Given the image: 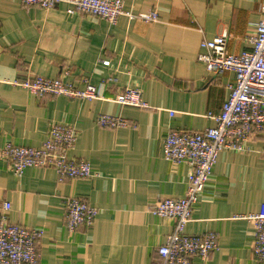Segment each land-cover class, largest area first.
I'll list each match as a JSON object with an SVG mask.
<instances>
[{"label": "crops", "instance_id": "crops-1", "mask_svg": "<svg viewBox=\"0 0 264 264\" xmlns=\"http://www.w3.org/2000/svg\"><path fill=\"white\" fill-rule=\"evenodd\" d=\"M264 0H123L114 24L86 12H68L0 0V149L6 142L38 146L49 124L73 126L77 140L68 157L87 160L85 179H59L48 167H27L20 176L0 154V205L8 219L42 230L40 264H153L174 219L151 207L184 195L189 165L164 158L170 130L215 125L229 97L233 72H209L197 59L200 43L225 32L227 51L251 48ZM155 11L157 21L131 18ZM107 61V64L104 63ZM43 76L83 89L93 99L32 93L16 84ZM16 82V83H15ZM138 87L149 107L118 103L115 96ZM169 112H173L171 115ZM98 114L121 116L126 127L96 124ZM245 150H221L184 233L217 234L206 264H261L253 256L256 214L264 202V130ZM96 208L92 225L65 226L66 198Z\"/></svg>", "mask_w": 264, "mask_h": 264}, {"label": "built area", "instance_id": "built-area-1", "mask_svg": "<svg viewBox=\"0 0 264 264\" xmlns=\"http://www.w3.org/2000/svg\"><path fill=\"white\" fill-rule=\"evenodd\" d=\"M22 3L43 9L66 3L70 6V13H90L110 24H114L117 17L124 13L123 0H22ZM259 11L260 18L254 23V32L250 37V49L239 54L229 53L225 32L200 43L203 51L197 59L213 74L233 72V81L229 84V97L223 102L220 112L211 115L215 121L214 126L202 130H170L164 135V158L171 162H186L189 172L182 197L164 198L150 209L156 216L174 219L173 228L165 242L157 247V257L153 264H206L210 253L217 248L215 232L186 234L184 226L191 221L193 208L204 193L218 153L224 149L243 151L250 134L264 130V5L260 6ZM125 13L131 18L137 17L147 22L158 19L155 11ZM104 63L107 64V61ZM16 84L38 95H65L81 99L99 97L98 88L94 85L88 84L83 89H76L60 80L43 76H35ZM114 100L125 105L149 107L138 87L125 89ZM169 113L173 115V112ZM95 121L97 125L107 128L126 127L129 124L127 119L109 114H98ZM77 135L73 126L51 123L44 140L38 146L6 142L0 154L9 162V168L16 176H20L27 167H48L55 170L60 180L85 179L93 173L90 163L82 158L68 157V151L74 147ZM261 156L264 160V149ZM65 204V226L68 230L74 231L79 225H92L96 208L73 196L66 198ZM9 209L10 203L7 201L0 205V264H40L36 248L42 230L11 223L8 219ZM247 217L254 224L253 256L257 262L264 264V202L256 214Z\"/></svg>", "mask_w": 264, "mask_h": 264}]
</instances>
